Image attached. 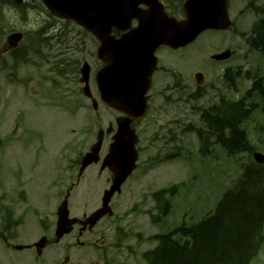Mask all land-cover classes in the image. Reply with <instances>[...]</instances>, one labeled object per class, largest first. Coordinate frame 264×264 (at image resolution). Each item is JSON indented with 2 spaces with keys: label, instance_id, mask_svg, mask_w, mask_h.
Listing matches in <instances>:
<instances>
[{
  "label": "rangeland",
  "instance_id": "rangeland-1",
  "mask_svg": "<svg viewBox=\"0 0 264 264\" xmlns=\"http://www.w3.org/2000/svg\"><path fill=\"white\" fill-rule=\"evenodd\" d=\"M229 13L231 19L236 22L239 29L242 32H246V28H248L247 23L244 22L246 17L240 16L238 7L231 6ZM15 14L12 15V19L8 18V23L2 22V25H11L13 29V25L16 24L14 18H17ZM31 16L32 14H29L30 21L28 27L32 30L36 28L37 24ZM46 19H48V15L45 12L41 11V14L37 16V22L39 24H42ZM255 20L256 18L254 21L253 18H249L250 26L248 31L251 30V26ZM57 25L67 26V29L74 36L78 33V29L73 27L70 23H58ZM9 33L10 31L8 29L6 36ZM234 40L235 35L231 31L205 32L193 44L186 48L184 53V59L187 58L186 62H183L184 59L182 60L181 56H177L175 62L181 66L192 68V70L205 65V70H203V72L206 73L209 67L213 66V63H205L207 59L202 57L203 53L205 51L218 49L223 45V48H225L226 44L231 45ZM234 49L237 52V58L234 64L241 65L243 67L241 71L244 72L245 65L248 62H243L242 51L246 50V47L241 39L237 38L235 40ZM95 50V42L91 38L88 39L86 41L85 56L89 63H93L92 59L94 58L93 55ZM78 55L82 64L85 60L84 54ZM249 63L254 67L258 66L256 70H260L258 72L260 76L264 78V57L252 54L250 55ZM42 69L41 76L43 77V75L47 73L48 66ZM26 71H28V68H26ZM249 71H252V69L250 68ZM21 75L25 80L21 81V83L11 84L12 86H10L7 82L5 73L0 72V95L4 97L3 95L10 89L12 95L18 99L20 107L27 112L22 118V121L25 119V125L21 129V137H14L12 133L17 109L4 107L5 104H7L6 99L8 98H0V135L13 138L8 145L4 148H0V164L3 163V165L0 166V180L5 182V180L10 179L9 175L20 174L19 169L14 165L23 167L24 189H28L30 192L32 191L33 199L35 200L37 198L41 206L45 208L46 200H44V198L47 197V194L49 195L52 192L66 190L68 187L66 180L68 177V163L75 161L80 153H85L95 142L99 128L106 123L112 122L117 114L111 112V114L108 115L102 111H100L102 114H95L88 103V105H84L86 101L81 97V94L78 93V86L74 84L69 85V87H71L70 92H67V87H65L61 91H58L60 95L59 98H54L49 96V90H47L49 87L48 83L43 81L44 84L42 87L37 89L34 83L35 75L33 72L28 71L26 74L21 73ZM30 77H32L31 85L33 86L27 91V95H24L23 93H25L24 91L26 90L25 84ZM250 85L251 82L246 80H242L239 83L242 91L247 90ZM234 97L237 99L236 97H239V94L237 95L234 93ZM46 112L55 113V116H48V118H45ZM101 115L103 116L100 117ZM262 117H264L263 113ZM251 120H256V114L252 116ZM149 128L151 132L152 128ZM247 130L251 136L252 142L256 144L257 134L253 132L252 127L247 128ZM146 131L144 134H147ZM154 131L155 129H153V132ZM186 140L191 142L187 144L189 146L188 152L192 154V158H198L199 156L196 151L199 144L196 136L188 134L186 135ZM242 157L243 161L247 160V156L244 155ZM145 158L146 157H144V159ZM219 160L220 162L223 161V163H212L210 161L202 163L198 160L186 163L185 165L184 163H174L170 165L167 173L164 170L165 163H157L154 165L153 181L155 189H157L156 186L162 187L166 185L162 182L165 176L169 184L181 185L178 194L172 198V209L170 214L164 218L161 224L157 225L160 232H171L183 223L188 225L198 223L208 213L214 211L223 194L231 187L234 177L238 173L235 170L236 164L227 160L225 155L221 156ZM5 161H10V163H4ZM56 164L61 166V168L58 169ZM179 164H183V166ZM47 169L49 171H47ZM57 170L61 171L63 182L57 179ZM28 176L32 177L30 180L32 182L30 184L25 183L28 181ZM51 187H54V189L51 190ZM90 202L94 203L96 200H90ZM51 206H54V204L47 205L49 208ZM53 208L54 207H51V209ZM142 218L143 217H141V219ZM127 226L132 229L133 232H141L143 230L145 237L152 236L154 233L158 232V230L150 224L148 216L143 220V223L140 218H135L128 222ZM109 234L112 237V233ZM97 237L99 236H89L87 239L91 240ZM128 243H131V239H129ZM132 243L138 246V256L136 259H130L129 255L124 251L121 254H116L115 261L112 264H144L141 259V253L156 245H154V242H144L140 245L137 238L134 239ZM251 264H264V242L258 256L255 257Z\"/></svg>",
  "mask_w": 264,
  "mask_h": 264
},
{
  "label": "trees",
  "instance_id": "trees-1",
  "mask_svg": "<svg viewBox=\"0 0 264 264\" xmlns=\"http://www.w3.org/2000/svg\"><path fill=\"white\" fill-rule=\"evenodd\" d=\"M253 36L251 49L264 55V19L255 25ZM261 93L264 96V90ZM250 114L251 110L240 102L231 104L224 112L204 116L218 142L236 156L250 150L246 135L240 130ZM263 224L264 166L251 163L210 218L155 236L158 246L146 252L144 259L147 264H248L258 250V233Z\"/></svg>",
  "mask_w": 264,
  "mask_h": 264
},
{
  "label": "flooded vegetation",
  "instance_id": "flooded-vegetation-1",
  "mask_svg": "<svg viewBox=\"0 0 264 264\" xmlns=\"http://www.w3.org/2000/svg\"><path fill=\"white\" fill-rule=\"evenodd\" d=\"M142 7L145 6L142 5ZM163 50L164 48H160L159 52ZM183 84L176 81L170 87H166L167 96L158 91L151 96V99L161 98L171 101L172 96L176 95L177 92L186 90ZM101 164L88 167L84 176L90 175L96 166L98 167V174L102 176L107 170H103ZM13 178L15 180L11 183V187L9 186V191L0 193V264L107 263L105 241L80 240L81 237H85L86 233L92 232L89 228L86 229L81 222L75 226V232L71 234L75 235L76 239L71 238L66 244L63 241L66 237L57 241L58 199L46 197L45 200L49 199L50 201L45 202V208L41 206L38 199H36L34 206L26 207V204L31 203L33 192H27V189H24V182L17 177ZM132 184L129 178L125 188L133 189ZM51 204H54L51 206L54 207L53 209L47 207ZM84 215L78 219L83 220ZM106 222H108L107 219L102 220L103 225ZM42 239H45L43 244L37 246ZM17 247H23V249L19 250ZM93 247L98 254H95ZM91 252L95 254V257H91Z\"/></svg>",
  "mask_w": 264,
  "mask_h": 264
},
{
  "label": "water",
  "instance_id": "water-1",
  "mask_svg": "<svg viewBox=\"0 0 264 264\" xmlns=\"http://www.w3.org/2000/svg\"><path fill=\"white\" fill-rule=\"evenodd\" d=\"M21 1V0H18ZM45 5L51 10L52 13L59 17L71 18L90 28L97 37L102 41V46L99 49V57L106 63L107 67L98 75V82L100 84V89L102 91L103 100L110 106L117 105V97L121 89L125 86L135 81L132 75L133 71L129 68V65L136 63L137 55L140 53H147L149 50L148 39L151 37H156L157 34L163 36L159 31V27L163 24L162 21L158 20L156 14H152L149 20L144 23L143 27L140 26L137 30L124 35L121 40H114L110 37V33H105L102 30H108L112 26H118L121 19L126 18L124 14V8L122 3L118 0H42ZM210 17H204V19L191 18L189 26L191 30L181 36L183 31L182 26H178L174 21H169L170 34L165 37V39L173 38V40L178 38L188 37V41L194 40L196 36L203 29L207 28H227V26L222 24L215 18L219 14L224 16L225 14V4L224 0H210ZM150 65H146L147 73L150 71ZM99 144L97 146V149ZM117 145L115 144L111 152L113 153L112 158L117 157L115 152ZM97 151V150H96ZM94 151V153H96ZM115 154V155H114ZM93 155L87 156V160H93ZM98 160V159H97ZM115 160V159H114ZM113 162V159L110 158ZM262 161L264 159L262 158ZM109 201V196L106 197L104 202ZM105 210H101L96 213L93 222H96L102 215L105 214ZM59 213L60 223L59 227L61 233L68 232L66 228L67 225V208L66 203H64Z\"/></svg>",
  "mask_w": 264,
  "mask_h": 264
}]
</instances>
